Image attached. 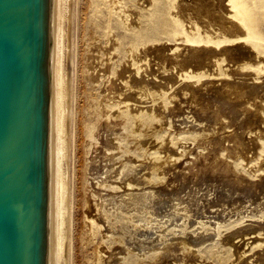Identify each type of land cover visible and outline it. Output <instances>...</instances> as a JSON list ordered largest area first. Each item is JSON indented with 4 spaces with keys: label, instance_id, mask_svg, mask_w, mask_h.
<instances>
[{
    "label": "rangeland",
    "instance_id": "1",
    "mask_svg": "<svg viewBox=\"0 0 264 264\" xmlns=\"http://www.w3.org/2000/svg\"><path fill=\"white\" fill-rule=\"evenodd\" d=\"M241 1L257 37L227 0H67L60 264H264V0ZM109 189H180L188 217L137 245L131 210L99 205Z\"/></svg>",
    "mask_w": 264,
    "mask_h": 264
},
{
    "label": "water",
    "instance_id": "2",
    "mask_svg": "<svg viewBox=\"0 0 264 264\" xmlns=\"http://www.w3.org/2000/svg\"><path fill=\"white\" fill-rule=\"evenodd\" d=\"M67 0H0V264H60Z\"/></svg>",
    "mask_w": 264,
    "mask_h": 264
},
{
    "label": "bare ground",
    "instance_id": "3",
    "mask_svg": "<svg viewBox=\"0 0 264 264\" xmlns=\"http://www.w3.org/2000/svg\"><path fill=\"white\" fill-rule=\"evenodd\" d=\"M226 4H228V6L230 5L229 6L230 9H231V11H233V14H231L233 16V19L237 20L239 22V24H242L245 27L247 35L249 37H252V36L257 37L256 34L255 35L253 34L254 30H253V24H252V16L250 15L251 14L250 9L252 6L251 7L247 6L241 0H227ZM260 6L262 8H264V2H261ZM255 13H256V11H255ZM254 46H255V48L258 49V45L254 44ZM112 129H110L109 126H105L103 129V133H105L106 135H108V134L111 135L112 133H114V130H112ZM90 132L91 133H89L90 134L89 139L91 138V140L95 141L97 139V137H96L97 135L95 133H93L92 131H90ZM121 133L122 132H120V134ZM121 137L122 138L128 137V133L123 132L121 134ZM118 138H117V136H114L113 140H112V138L104 139V142L102 145L103 148L101 150V155L96 154L97 156L94 155V156L90 157V159L88 161L89 170H92L94 172L100 171V169H101V168L99 169L100 163H98V162H100L99 160H100L101 156H102V159L104 158V160L105 159L109 160L110 158H113V156H115L114 154H115V151L117 149L116 140ZM61 148H62V142H61ZM131 170L132 169L130 167H126V168L122 169V171L125 174L128 172H131ZM202 183L205 184V186L209 188V186L206 185L207 181H202L201 184ZM181 188H183V187H181ZM210 189H212V185H211ZM217 189H218V187H217ZM178 191L174 190V191H171L170 193H168L165 191L162 192L160 190H153V191H148V192H146V191H140V192H135V193L132 192V193H129L127 195H122L120 193H116V191H114V190L109 189L104 195H101V197L99 199V205L101 204V206L108 205L111 207H117V206L119 207V205L122 204L126 209H130L131 212L130 211H127V212L130 214V216L129 215L128 216L130 217V220L133 224V228H132L133 234L132 235H133V238L135 240V243L137 245H142L144 243H149L150 239H154V237L157 238V236L159 235V234H157L158 232H160L161 234H164L166 227L169 226V225H167V221L175 222V221H178L181 217H183V220L187 219L188 216L186 214H182L183 216L181 214H179L180 210L183 209V210L187 211L188 207L185 206L184 199L182 198L181 193ZM192 191H193V195H191L188 198L189 199L188 200L189 201L188 206L191 208L192 211H194L193 215L195 217V216H199L201 209H200L198 201H197L198 197L196 196L195 189H192ZM221 193H223V191ZM251 200L252 201H250V202L253 206L250 208V212L257 213V211H259L260 208L264 206V199H261V197H258V198L251 199ZM147 204H148V206H147ZM164 205H167V206L169 205L170 211L164 216V219H161L159 217V213L161 211V207L162 206L164 207ZM241 211H245V209L243 207L240 208L238 206L231 213L233 215H236L238 213H241ZM227 215H229V214L226 213L225 215H222V217L226 218ZM143 221L144 222L146 221V223L143 224ZM136 222H138V224ZM191 222H190V224H193L195 221H191ZM168 224H170V223H168ZM147 225H149V227H147ZM196 233H198V232H196ZM119 240H122V241L124 240L123 235L119 234ZM115 264H122L121 260L119 262L117 261V263H115Z\"/></svg>",
    "mask_w": 264,
    "mask_h": 264
}]
</instances>
